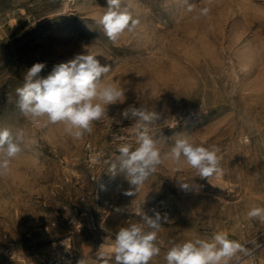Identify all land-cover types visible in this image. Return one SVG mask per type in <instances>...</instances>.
<instances>
[{
    "label": "rangeland",
    "instance_id": "rangeland-1",
    "mask_svg": "<svg viewBox=\"0 0 264 264\" xmlns=\"http://www.w3.org/2000/svg\"><path fill=\"white\" fill-rule=\"evenodd\" d=\"M120 10L139 24L113 43L98 23L107 0H0V128L24 133L22 152L0 174V264H43L68 246L78 262L99 264L101 245L143 223L140 210L167 216L150 264H166L175 243L217 232L248 250L241 264H263L264 222L247 212L264 207V0H121ZM87 52L111 65L106 82L127 89L123 104L109 106L114 122L74 140L63 125L19 111L15 90L31 66L45 64L46 77ZM142 104L160 114L152 134L162 153L188 136L219 149L221 174L208 180L168 159L125 195L124 174L109 168L135 140V121L120 113ZM159 201L162 209L148 210Z\"/></svg>",
    "mask_w": 264,
    "mask_h": 264
},
{
    "label": "clouds",
    "instance_id": "clouds-1",
    "mask_svg": "<svg viewBox=\"0 0 264 264\" xmlns=\"http://www.w3.org/2000/svg\"><path fill=\"white\" fill-rule=\"evenodd\" d=\"M120 4L121 0H107V11L98 21L105 36L113 43L125 31L132 32L139 24L127 11L120 10ZM44 67L43 63L31 66L23 77L22 86L15 90L19 111L32 123L63 125L67 135L80 140L92 132L94 123L107 120L111 124L115 121V117L109 116V106L123 104L127 89L105 81L111 71L110 64H102L96 55L87 52L56 65L46 77L40 76ZM120 115L135 121L134 142L118 147V154L109 168L113 176L124 174L130 185L125 195H136L168 159L176 164L177 170L187 165L199 177L208 180L221 174L219 149L196 144L188 136L178 134L170 151L162 153L160 140L152 134V126L161 118L157 111H149L143 104L140 107L129 105ZM23 141L22 130L14 133L8 128H0V174H5L10 162L22 152ZM179 182L182 189L191 186ZM116 211L124 210L117 208ZM137 215L143 223L121 227L108 253L102 250L104 245H101L99 264H150L160 254L157 236L161 222H166L167 216L162 220L159 212L149 216L142 210ZM247 217L264 222V207L251 208ZM240 253L248 254L244 245L229 239L227 233L217 232L210 240L196 239L173 244L165 260L166 264H230L235 259V264H241ZM79 264L85 262L80 260Z\"/></svg>",
    "mask_w": 264,
    "mask_h": 264
},
{
    "label": "built area",
    "instance_id": "built-area-1",
    "mask_svg": "<svg viewBox=\"0 0 264 264\" xmlns=\"http://www.w3.org/2000/svg\"><path fill=\"white\" fill-rule=\"evenodd\" d=\"M165 206L163 201H159L156 203H153L150 207H148V210L155 211L158 209H162ZM61 256H53L50 259H47L44 261L43 264H79L77 259L72 255L70 246L68 247H62L60 250ZM246 264H261L259 261H251Z\"/></svg>",
    "mask_w": 264,
    "mask_h": 264
},
{
    "label": "bare ground",
    "instance_id": "bare-ground-1",
    "mask_svg": "<svg viewBox=\"0 0 264 264\" xmlns=\"http://www.w3.org/2000/svg\"><path fill=\"white\" fill-rule=\"evenodd\" d=\"M250 134V133H249ZM240 136V135H239ZM241 136H242V134H241ZM248 139H250V138H246V140H247V142L248 141H250V140H248ZM242 140V139H241ZM245 141V140H244ZM243 149V148H242ZM261 198V197H260ZM69 241V240H68ZM101 247V246H100ZM110 247H111V245H104V247H103V249L102 250H109L110 251ZM18 258V257H17ZM19 259V258H18ZM262 263L264 264V257H263V259H262Z\"/></svg>",
    "mask_w": 264,
    "mask_h": 264
}]
</instances>
